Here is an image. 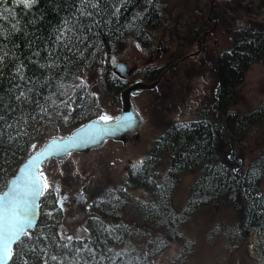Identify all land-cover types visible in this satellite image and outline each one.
Returning <instances> with one entry per match:
<instances>
[{"label": "trees", "instance_id": "1", "mask_svg": "<svg viewBox=\"0 0 264 264\" xmlns=\"http://www.w3.org/2000/svg\"><path fill=\"white\" fill-rule=\"evenodd\" d=\"M261 2L264 6V0ZM64 4L65 0H53L51 3L49 0H40L31 10L12 4L9 6V15L14 19L3 22L4 30L10 31L12 23L19 20L18 26L22 30L26 28L27 38L31 39L35 35L41 38L39 42L42 43L44 39H50L54 35V29L60 24L61 18L69 14V9ZM166 10V0H154L153 5H149L147 0H130L121 8L117 20L116 17L110 16L109 7V14L103 18L105 21L111 20V23H102L89 34L86 45L91 46L84 51L83 57L77 54L73 58L72 63L68 65L67 75L64 73L63 64L57 70L59 76L63 77L62 83L65 87L59 88V84L53 82L50 86L38 87L37 92L33 94L34 97H43L56 93L52 99L59 107L53 106L51 101L46 105L51 119L45 117L40 121L37 117L34 126L30 124L27 127L31 138L24 136L18 144L0 143V193L5 191L9 180L45 142L53 138L68 137L74 129L106 111L105 104L109 103V98H97L95 95L118 96L130 86L131 83L120 78L113 69L112 56L120 52L131 39L142 48L148 49L152 45V35L163 24ZM136 13L143 14L142 18L134 19ZM31 20L36 23H29ZM201 32L203 34L201 30L199 34L195 33V39L196 36L198 40L201 38ZM207 35L204 34L203 38L206 39ZM12 40L20 45L17 51L27 55L23 31L15 34ZM49 47L52 45L49 44ZM44 55L42 52L41 56ZM175 56L177 61L174 65L151 67L139 80L154 83L161 79L158 86L160 87L166 79V74L186 58ZM260 62H264V37L261 32L256 31L251 35L247 28L235 30L231 49L219 54L214 62V94L204 99L196 110L195 120L172 123L161 137L153 142L139 170L133 166L129 167L125 181L120 187L108 189L99 199L93 201L90 209L92 213L86 218L89 235L84 237L83 242L88 243L90 237V246L96 250L97 259L100 254L105 255L106 259L101 264H110V260L115 258V253L118 252L122 255L115 258L116 264H154L155 258L171 243L182 241V224L190 220L202 207L207 206L226 208L234 213L236 223L225 228L223 233L227 244H247L256 256L252 264H264V193L261 190L264 178V148L246 169L240 157L235 156L233 151L234 141L243 140L253 127L264 120V103L250 114L242 115L233 110L238 88L243 84L248 69ZM25 63L27 64L26 60ZM93 68L97 70L95 75L99 79L98 82L92 81ZM41 72L35 64L28 65L27 75L40 76ZM75 77L83 79L82 88L73 87L80 83ZM10 86L5 81L0 85V94L4 95L6 104L15 106L14 99L5 92ZM60 92H66L67 95L61 96ZM68 96L76 103L72 105L75 111L65 122L63 116L70 110L60 104V101ZM72 100L69 103H72ZM41 103H45L43 99ZM23 107L26 113L36 114L35 105ZM57 112L61 114L57 115ZM15 115L19 116V111ZM32 144L37 145L36 149H31ZM165 158H168V164L166 170L162 171L161 166ZM195 170H199L200 175L191 187L186 208L182 214H175L171 199L180 177ZM135 191L142 192L139 198L134 197ZM57 200L55 192L45 193L40 223L36 229L30 231L34 239L27 241L25 237L28 248L15 247L14 252H28L35 244L38 250L48 246L50 254L66 256V264H73L74 261L84 264L86 260L89 264H96L87 252L77 256L74 248L81 245L76 240L73 241V248L57 247L67 243L57 235L61 219L54 214L51 218L47 215L48 210L59 208ZM100 222L104 228L110 227L111 233L104 231ZM36 236L41 238L36 240ZM143 239L147 240L148 244L145 245L146 248L141 249L137 244ZM190 246L191 242H185L180 255L174 260L186 256V249ZM108 249L112 251L108 252ZM13 260L15 264H22L19 255H14L10 264H13ZM31 260L34 258L30 256Z\"/></svg>", "mask_w": 264, "mask_h": 264}, {"label": "rangeland", "instance_id": "2", "mask_svg": "<svg viewBox=\"0 0 264 264\" xmlns=\"http://www.w3.org/2000/svg\"><path fill=\"white\" fill-rule=\"evenodd\" d=\"M166 7L163 24L152 35V45L148 49L131 39L111 59L118 76L132 86L140 82L147 69L172 66L177 61L175 55L187 57L199 52L170 70L160 87L145 91L133 99L143 119L140 132L127 145L110 141L89 156L72 155L63 163L50 161L41 170L47 177V183L52 186L48 192L53 191L54 184L58 183L60 193L69 199L83 197L74 206L64 203L63 210L55 207L47 211L61 219L59 223L69 235L88 236L89 231L81 229L87 228L86 218L92 213L93 201L108 189L120 187L127 176V168L144 161L153 142L172 123L195 120L196 110L204 99L214 94V62L219 54L231 49L235 30L247 28L251 35L257 31L264 37V6L261 0H166ZM200 30L203 31L201 38L198 40L196 36L195 39V33L199 34ZM204 34H208L206 39L203 38ZM119 64L126 67V76L122 74L125 72L123 67L122 71L117 69ZM91 72L92 81L98 82L96 68ZM145 81L141 82L151 83ZM109 103L113 102L109 100ZM263 103L264 62H260L248 69L243 84L238 88L233 110L242 115L250 114ZM115 107L120 108V101L113 103V110ZM234 142V155L240 157L246 169L264 148V120L253 127L243 140ZM167 159L162 163V171L166 170ZM199 175V170H195L180 177L171 199L175 214H182L186 208L191 187ZM82 189L83 192L80 191ZM261 190L264 193V178ZM133 194L139 198L142 192L135 191ZM235 223L236 218L231 210L202 207L182 224V241L171 243L155 258L154 264H252L256 256L251 247L237 242L233 246L226 242L224 229ZM185 242H191L189 249H186L187 255L175 261ZM147 244L148 241L143 239L137 246L144 249Z\"/></svg>", "mask_w": 264, "mask_h": 264}, {"label": "snow or ice", "instance_id": "3", "mask_svg": "<svg viewBox=\"0 0 264 264\" xmlns=\"http://www.w3.org/2000/svg\"><path fill=\"white\" fill-rule=\"evenodd\" d=\"M40 0H0V85H3L5 81L10 84V87L5 89V92L11 95V98L16 102L15 106L11 103H5L4 95L0 94V143L18 144L19 140L28 136L31 138V134L28 132L27 127L37 122V117L40 121H43L45 117L51 119L49 109L46 106L48 101L55 107H59L56 101L52 99L55 92L51 95L40 97L34 93L37 92V88H43L50 86L53 82L59 84V88H64L62 83L63 77L59 76L57 70L64 65V73L68 74V65L72 63L74 57L79 54L83 57L84 51L87 50L90 44L86 45L89 41V34L93 33V30L99 27L102 23H111V20L105 21L104 16L108 13L109 7L111 8L110 16L118 17L121 13V8L125 7L130 0H65L64 6L69 9V14L62 17L60 24L54 29V35L50 39H44L42 43L40 37L32 36L28 39V32L25 29H21L19 20H15L12 23L10 31L4 30L3 22L8 19H14L9 15V6L12 4L20 5L24 9L31 10L37 5ZM53 2V0H49ZM149 5L154 4V0H147ZM141 13H136L134 19H141ZM31 24H35V20L29 21ZM26 38L25 46L28 49L27 55L17 50L20 45L17 41L12 40V37L22 32ZM11 44V47H9ZM49 44L52 47H49ZM138 46V45H137ZM45 53L42 57L41 53ZM27 61V64L25 63ZM43 61V62H41ZM35 64L38 69L42 70L40 76L27 75L28 65ZM7 69V71H6ZM80 83L74 85V88H82L84 81L81 77H75ZM59 95L66 96V92H60ZM95 95V94H93ZM41 99L45 103H41ZM71 96L67 99L61 100L60 104H63L70 111L67 115L63 116L65 122L68 121L75 108L72 106L76 102L72 100ZM24 105H35L36 114L26 113ZM19 111V116L15 114ZM61 113L57 112V115ZM113 118L107 115L99 116L101 121H110ZM126 126V123L124 124ZM62 139V138H61ZM55 146L56 154H67V149L61 147L56 139H53L49 148ZM31 149H36L37 145L32 144ZM47 154L46 150H41L32 157L29 164L20 170V175L12 181V187L9 191L3 193L0 196V264H8V261L14 256L19 255L22 264H66L67 257L59 254H50L48 246L42 247L39 250L36 245L33 244L28 252L20 251L14 252L13 246L16 245L18 249L28 248L27 241L34 239L33 234L29 231L34 228L36 220V209L39 207L37 200L45 194V192L52 186L47 183V177L44 173L37 171V162L42 156ZM7 155V153H3ZM143 161H140L138 165L133 167L139 170L140 165H143ZM43 177V179H42ZM159 187V185H158ZM55 193L59 194V185L55 186ZM81 198H83L81 196ZM63 199H58L56 203L59 205V209L63 210ZM47 215L51 218L53 213L49 212ZM98 219V218H97ZM104 231L111 233L112 229L104 228L103 223L100 222ZM81 231L87 232V228L81 229ZM62 240H66L67 243L63 245H57L64 249L73 248V241L76 240L81 246L75 247L74 251L77 256L82 252L89 253L91 260L96 264H101L106 259L105 255L100 254L97 259V253L91 245V238L88 237L89 242L84 243V238L80 236H73L67 233V230L63 225H60V232L57 233ZM27 238V241L24 238ZM41 237L36 236L35 239L39 240ZM47 239V237H44ZM55 239V236L52 237ZM111 252V249L107 250ZM122 253H115V258H118ZM30 256L34 260L30 261ZM115 258L110 260V264H116ZM13 264L15 261L13 260ZM73 264H79V261H74ZM84 264H89V261H84Z\"/></svg>", "mask_w": 264, "mask_h": 264}, {"label": "water", "instance_id": "4", "mask_svg": "<svg viewBox=\"0 0 264 264\" xmlns=\"http://www.w3.org/2000/svg\"><path fill=\"white\" fill-rule=\"evenodd\" d=\"M122 67L125 70V72H123L122 74L123 76H126V67L121 64L117 65V69L119 71H122ZM159 83L160 80L151 85L139 82L123 91L121 94L122 111L117 119H112L105 122L99 120L98 118L77 128L64 139L55 138L57 140V143L61 147L67 149V154H56L54 150L55 146H53L52 148L48 147L49 145H51L53 139L47 141L37 151H47V154L45 156H42L41 159L37 162V171L40 172L45 164L49 161H57L61 163L64 162L65 159L72 154H89L93 150L102 148L108 141L111 140L127 145L131 138L140 132L143 125V119L140 113L135 108L132 98L137 97L145 91L154 90L159 85ZM125 123L126 126H124ZM37 152L30 156L20 167L17 174L9 180L7 188L3 193L9 191V189L12 187V181L20 175V170L25 168L29 164V161L37 154ZM56 185H58V183H56L55 186ZM3 193H0V196H2ZM43 196H41L37 200V204L39 205V207L36 209L37 215L35 225L34 228L29 231L36 229L40 223L42 215L41 210ZM15 247L16 245L13 246V249H15ZM12 258L8 261V264L11 263Z\"/></svg>", "mask_w": 264, "mask_h": 264}, {"label": "flooded vegetation", "instance_id": "5", "mask_svg": "<svg viewBox=\"0 0 264 264\" xmlns=\"http://www.w3.org/2000/svg\"><path fill=\"white\" fill-rule=\"evenodd\" d=\"M95 96L99 98V96H97V95H95ZM103 96H104L105 98H109V100H112L113 103H115V104H118L119 101H120V108L118 109V107H115L114 110H113V103H106L105 105H106L107 107H109V108H108L109 110H106V111L102 112L101 115H107V116L112 117L113 119H114V118H117L118 115L120 114V111H121V100H120V95H118V96H119V99L117 98V95H116V94H106V95H103ZM99 103H100L101 106L103 105V103H102L101 101H100ZM101 115H99V116H101ZM99 116L93 118L92 120L98 119ZM112 142H113V141H112ZM99 150H100V149H99ZM95 152H96V151H92V152H90L88 155H84V156H89V155H91V154H93V153H95ZM80 191L83 192L84 189H82V190H80ZM82 194H85V193H82ZM62 198H63V197H62ZM62 198H61V199H62ZM63 200H64V201H63V204L66 203L67 205L74 206L75 203L77 202V204H78V201H79V200H82V198H77V200H72V199H69L68 196H66V199H63Z\"/></svg>", "mask_w": 264, "mask_h": 264}, {"label": "bare ground", "instance_id": "6", "mask_svg": "<svg viewBox=\"0 0 264 264\" xmlns=\"http://www.w3.org/2000/svg\"><path fill=\"white\" fill-rule=\"evenodd\" d=\"M223 53V52H222Z\"/></svg>", "mask_w": 264, "mask_h": 264}]
</instances>
